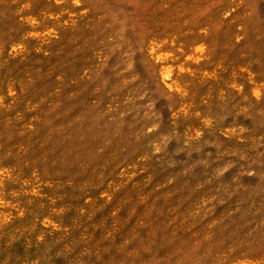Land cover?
Returning a JSON list of instances; mask_svg holds the SVG:
<instances>
[{"label":"rangeland","instance_id":"obj_1","mask_svg":"<svg viewBox=\"0 0 264 264\" xmlns=\"http://www.w3.org/2000/svg\"><path fill=\"white\" fill-rule=\"evenodd\" d=\"M0 264H264V0H0Z\"/></svg>","mask_w":264,"mask_h":264}]
</instances>
